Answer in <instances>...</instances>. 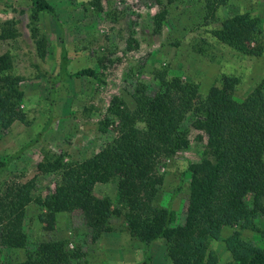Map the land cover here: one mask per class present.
<instances>
[{"label":"rangeland","instance_id":"obj_1","mask_svg":"<svg viewBox=\"0 0 264 264\" xmlns=\"http://www.w3.org/2000/svg\"><path fill=\"white\" fill-rule=\"evenodd\" d=\"M48 1L59 22L47 12L34 14L32 0H0V34L3 29H13L10 37H0V54L12 56L27 118L0 130V163L30 143L53 116L40 139L0 174V184L30 182L36 196L52 190L58 173L39 171V163L52 154L75 161L99 152L118 133L117 120L109 112L111 100L119 95L134 109L130 90L137 82L178 76L197 83L206 93L231 75L240 79L234 91L239 100L258 86L264 90V0H229L215 10L205 0ZM98 1L100 6L95 5ZM163 10L166 14L159 23L156 15ZM240 13L249 15L255 33L250 44L260 47L262 54L243 52L215 37L214 31L225 18ZM62 43L71 58L68 73L91 67L96 74L64 77L53 83L61 70ZM198 134L191 128L189 146L164 158L158 168L162 182L155 204L170 210L173 226L184 222L191 194L190 167L204 152L206 138L198 140ZM94 194L109 198L113 208L121 209L116 179L96 183ZM43 212L36 202L27 206L24 230L28 242L21 248H8L0 239V264L37 258L38 244L51 237L81 251L86 264H172L166 239L138 240L131 235L124 214L112 218V234L94 239L81 210L59 213L54 232L46 231ZM256 223L258 229H242V237L264 249V217ZM237 229L240 227H226L223 238ZM210 248L220 264L231 260L224 241L212 240Z\"/></svg>","mask_w":264,"mask_h":264},{"label":"trees","instance_id":"obj_2","mask_svg":"<svg viewBox=\"0 0 264 264\" xmlns=\"http://www.w3.org/2000/svg\"><path fill=\"white\" fill-rule=\"evenodd\" d=\"M228 1L205 0L214 10ZM32 4L34 14L47 12L59 22L48 0H32ZM165 14L163 10L156 15L159 23ZM12 30L3 29L0 37H10ZM214 35L243 52L262 54L260 47L250 44L255 33L247 13L225 18ZM70 61L62 43L61 70L53 83L64 77L96 74L91 67L68 73ZM239 82L238 77L227 75L206 93L197 83L178 76L154 83L137 82L130 90L134 109L115 95L109 112L117 120L118 133L99 152L75 161L52 154L39 163V171L58 173L52 190L36 196L30 182L0 184L1 242L8 248L27 244L26 209L36 202L44 208L41 221L48 232L56 231L59 213L81 210L94 239H98L112 234V218L124 214L131 235L138 240L151 243L166 239L172 264H220L210 248L212 240L224 241L231 253V260L224 264H264V249L245 240L241 231L258 229L256 219L264 217V90L258 86L239 100L234 95ZM23 97L12 56L4 52L0 54V130L17 120L27 121L21 108ZM52 120L50 115L30 143L0 163V174L27 146L40 139ZM191 128L200 132L198 140L206 138V144L200 161L190 167L191 194L184 222L173 226L170 210L155 204L162 182L158 168L164 158L189 146ZM113 179L117 180L121 209L113 208L109 198L94 194L96 183ZM234 226L240 229L223 238V230ZM82 257L81 251L70 248L65 240L51 237L38 244L37 258L21 264H86Z\"/></svg>","mask_w":264,"mask_h":264}]
</instances>
